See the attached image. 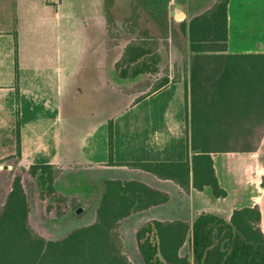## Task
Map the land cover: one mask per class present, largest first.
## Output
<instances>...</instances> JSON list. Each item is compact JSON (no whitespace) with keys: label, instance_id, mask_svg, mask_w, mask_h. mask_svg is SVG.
<instances>
[{"label":"crops","instance_id":"crops-1","mask_svg":"<svg viewBox=\"0 0 264 264\" xmlns=\"http://www.w3.org/2000/svg\"><path fill=\"white\" fill-rule=\"evenodd\" d=\"M7 1L12 3V7L6 27L0 28V181L4 185L0 186L2 206L16 175L22 177L24 185L23 173L21 175L19 171H28L33 164H52L61 170L77 165L82 170H96L100 199L106 179H137L168 194L166 202L134 212L122 222L139 215L144 217L142 225L154 219L183 220L192 224L203 212L214 213L229 220L234 210L244 207H228L212 201L198 204L196 194L210 187L197 190L192 185V176L190 185L186 188L173 179L129 165L144 161L191 160L194 151L185 105L189 69L188 72L164 76L169 78L168 82L160 84L162 78L155 89L134 98L123 110H114L106 117L103 115L104 107L100 108L99 105L104 91L107 88L114 93L117 89L106 83L104 60L73 55L72 23L67 21L69 16L65 14L64 20L57 18L63 15L59 11L63 3L57 7L58 0ZM216 1L171 2L170 14L177 18L174 23L177 37L188 50L190 44L180 29L181 23L189 22L211 8ZM97 2L102 8V0ZM235 2H239L237 7ZM98 12L90 16L96 19L86 20V25L93 21L96 25L100 24L104 32L101 23L104 11L102 9ZM179 14L182 16L179 17ZM51 35L55 37V42H50ZM85 38L88 39L87 36ZM227 52L264 53V0H229ZM177 60L180 63V59ZM87 72H90L91 78L84 79L83 83L80 79ZM79 97L84 99L87 110L83 123L86 126L85 134L81 145L77 147L72 143L74 129L71 117L75 105L73 101ZM110 121L113 125L111 158ZM260 128L264 129V124ZM224 153L227 152L221 154ZM215 154L214 166L220 183V170ZM227 159L220 160L224 164ZM244 167L246 176L249 177L246 164ZM24 188L26 190L25 185ZM217 198L226 199L227 196ZM260 198L261 201L256 204H259L262 212L261 225L264 229V193ZM80 206L79 214L85 211V205ZM245 206L255 204L248 202Z\"/></svg>","mask_w":264,"mask_h":264},{"label":"trees","instance_id":"trees-1","mask_svg":"<svg viewBox=\"0 0 264 264\" xmlns=\"http://www.w3.org/2000/svg\"><path fill=\"white\" fill-rule=\"evenodd\" d=\"M228 3L217 0L180 27L191 53L185 94L194 151L191 160L129 164L186 188L192 176L194 188L210 187L215 197H226L227 191L219 183L213 154L253 150L242 143H249L264 124V53L227 52ZM127 50L121 62L126 63L120 71L122 78L129 76V69L131 78L159 70V53L149 61L139 60L143 54L139 52L128 61ZM168 81L165 77L160 84ZM112 149L110 121V158ZM29 170L47 193L54 191L59 168L33 164ZM168 198L137 179H106L94 222L75 227L63 237L47 239L30 224L28 195L22 177L16 175L0 211V264H132L123 249L122 220ZM261 218L255 205L234 210L229 220L206 212L192 224L154 219L139 227L135 237L144 264H264ZM186 245L189 253L182 252Z\"/></svg>","mask_w":264,"mask_h":264},{"label":"rangeland","instance_id":"rangeland-1","mask_svg":"<svg viewBox=\"0 0 264 264\" xmlns=\"http://www.w3.org/2000/svg\"><path fill=\"white\" fill-rule=\"evenodd\" d=\"M172 1L174 0H102L101 8L97 0H58L57 7L63 3V6L59 8L63 15L57 18L64 20L66 14L69 16L67 21L72 23L73 55L104 60L106 83L117 89L114 93L107 88L104 91L103 100L99 105L100 108L104 107L103 115L106 117L114 110H123L134 98L152 91L164 76L168 74L172 76L181 71L188 72L191 53L177 37L174 25L177 18L170 14ZM238 3L235 2L236 7ZM11 7V2L0 0V28L6 27ZM102 9L104 19L102 22L100 19V22L103 23L104 32L100 24L96 25L93 21L89 23L90 25L88 24L89 26L86 25V20L96 19L90 16L96 15V12L99 13L98 11ZM68 24L67 22V26ZM55 41V37L51 35L50 42ZM177 47L179 50H176ZM127 48L126 60L128 61L139 52H143L139 60L145 58L149 61L153 54L159 53V70L155 73H143L137 79H132L130 76L132 69H129V76L122 78L120 71L126 63L121 62ZM177 59H180V63ZM135 64L136 62L131 63V68ZM90 78L91 74L87 72V75L80 80L84 83V79ZM101 99L102 97L99 98ZM74 101L71 117L74 129L72 143L78 147L85 134L86 126H83V123H85L87 109L82 97ZM67 117L71 121L70 116L67 115ZM256 135L249 143H242L243 146L253 148L249 152L231 151L215 154L220 170V185L227 190V198H217L210 188H206L204 192L198 193L200 195L196 194V203L207 204L212 201L238 208L249 202L251 205L259 206L256 202L261 201L260 197L264 193L262 185L264 182V130H259ZM220 159L228 161L222 164ZM245 164L249 177L244 171ZM85 171L88 172L87 175L82 176L86 173ZM19 173L21 175L23 173L29 199L30 224L45 238L57 239L75 227L94 222L101 194L97 187L96 170H82V167L78 165L66 170L59 169L55 179V189L51 193H47L46 186L39 183L37 175H32L29 170H21ZM0 186H4L1 181ZM97 189L98 192H96ZM90 195L93 197L89 198ZM1 204L2 202H0V211ZM84 204L85 211L75 215V208ZM78 210L80 211L81 207ZM143 222V216L135 215L121 222L120 225L123 249L132 264H144L135 237L137 229ZM182 252L189 253L188 245Z\"/></svg>","mask_w":264,"mask_h":264},{"label":"flooded vegetation","instance_id":"flooded-vegetation-1","mask_svg":"<svg viewBox=\"0 0 264 264\" xmlns=\"http://www.w3.org/2000/svg\"><path fill=\"white\" fill-rule=\"evenodd\" d=\"M93 197V195H90V197L89 198H92ZM85 205V204H84ZM81 206H79L78 207V209L80 208ZM78 209L75 211V215H78L79 214V211H78ZM84 209H86V205H85V207H84ZM261 223H262V218H261V221H260V226H261V228H262V225H261ZM262 230H263V232H264V229L262 228Z\"/></svg>","mask_w":264,"mask_h":264}]
</instances>
